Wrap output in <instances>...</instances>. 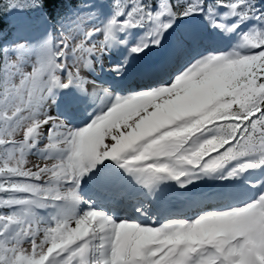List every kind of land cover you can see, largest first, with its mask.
Instances as JSON below:
<instances>
[{
    "label": "snow or ice",
    "instance_id": "obj_1",
    "mask_svg": "<svg viewBox=\"0 0 264 264\" xmlns=\"http://www.w3.org/2000/svg\"><path fill=\"white\" fill-rule=\"evenodd\" d=\"M24 10L0 29V264H264V0L2 13Z\"/></svg>",
    "mask_w": 264,
    "mask_h": 264
},
{
    "label": "trees",
    "instance_id": "obj_2",
    "mask_svg": "<svg viewBox=\"0 0 264 264\" xmlns=\"http://www.w3.org/2000/svg\"><path fill=\"white\" fill-rule=\"evenodd\" d=\"M9 2H10V0H0V29H3L6 26L13 24V23L26 22L27 20L34 19L33 15L31 13H27L26 10L17 14L15 19H8L5 16H3V13H2L3 6ZM51 7H52V5L49 4V8H51Z\"/></svg>",
    "mask_w": 264,
    "mask_h": 264
}]
</instances>
